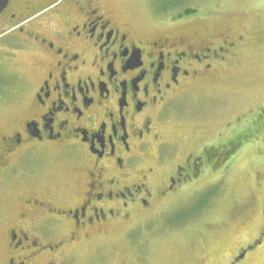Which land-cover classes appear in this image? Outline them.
Returning a JSON list of instances; mask_svg holds the SVG:
<instances>
[{
  "label": "flooded vegetation",
  "instance_id": "af4514ba",
  "mask_svg": "<svg viewBox=\"0 0 264 264\" xmlns=\"http://www.w3.org/2000/svg\"><path fill=\"white\" fill-rule=\"evenodd\" d=\"M131 10L9 0L0 13V103L20 111L0 118V264H64L67 251L133 233L241 148L226 126L195 151L171 129L176 102L218 75L242 36L200 35L182 19L152 33Z\"/></svg>",
  "mask_w": 264,
  "mask_h": 264
},
{
  "label": "rangeland",
  "instance_id": "374dc122",
  "mask_svg": "<svg viewBox=\"0 0 264 264\" xmlns=\"http://www.w3.org/2000/svg\"><path fill=\"white\" fill-rule=\"evenodd\" d=\"M109 1L131 6L133 16L150 24L152 33L155 26L182 19L193 20L200 35L242 36L237 56L176 102L173 118L181 121L170 129L189 145L181 149L193 151L224 126L234 135L242 128L254 136L225 167L205 170L149 213L140 223L136 245L126 237L128 230L114 232L107 240L67 251L64 264H122L126 259L135 264L137 250L160 264H176L181 255L188 264H230L255 239L261 243L236 264H264V0ZM10 104L0 103L2 123L20 113Z\"/></svg>",
  "mask_w": 264,
  "mask_h": 264
},
{
  "label": "trees",
  "instance_id": "16d2710c",
  "mask_svg": "<svg viewBox=\"0 0 264 264\" xmlns=\"http://www.w3.org/2000/svg\"><path fill=\"white\" fill-rule=\"evenodd\" d=\"M186 12H187V14H189V13H193L194 10H187ZM237 136H241L242 139H243V144L241 145V147H242V146L244 145V143L248 142V139H249V138H252L254 135H252V136H251V134H250V135H246L245 132L243 131V132H240V134L237 135ZM211 168H212L211 170L216 171V170H218V169L220 168V166L216 163V164H215L213 167H211ZM145 219H146V217H143V219H141L140 223L143 222ZM141 231H142V228L139 227V228H138V231L135 232V233H136V239L134 238V236H135V233H134V232L131 233L129 236H126V237H131L132 240H133V242H134L133 245H136V244H137V237H138V234H139V232H141ZM142 254H143L142 251L137 250L136 255L141 256Z\"/></svg>",
  "mask_w": 264,
  "mask_h": 264
},
{
  "label": "water",
  "instance_id": "95a60500",
  "mask_svg": "<svg viewBox=\"0 0 264 264\" xmlns=\"http://www.w3.org/2000/svg\"><path fill=\"white\" fill-rule=\"evenodd\" d=\"M9 0H0V13L3 11V9L8 4ZM245 253H242L239 257L236 258V261H239L244 257Z\"/></svg>",
  "mask_w": 264,
  "mask_h": 264
}]
</instances>
